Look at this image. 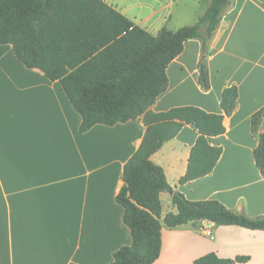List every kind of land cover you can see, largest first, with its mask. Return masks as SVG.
I'll use <instances>...</instances> for the list:
<instances>
[{
    "label": "crops",
    "instance_id": "obj_1",
    "mask_svg": "<svg viewBox=\"0 0 264 264\" xmlns=\"http://www.w3.org/2000/svg\"><path fill=\"white\" fill-rule=\"evenodd\" d=\"M104 1L153 36L163 28L194 25L211 2ZM202 58L201 41L185 43L167 68L166 92L151 110L196 107L225 115L222 94L231 87L238 91L237 106L223 120L225 133L208 137L212 147L223 150L209 175L179 183L199 137L193 125L151 157L172 188L160 194L162 216L177 213L172 203L177 192L190 201L215 200L236 213L264 218V177L254 159L264 119L253 126L264 110V0L230 1L209 42L208 90L199 82ZM81 121L60 82L26 68L11 45L0 44V264H111L120 248L132 245L116 195L146 127L138 119L80 133ZM205 226L212 232L208 239ZM161 236L154 264H194L209 253L264 264L263 231L196 221L163 227Z\"/></svg>",
    "mask_w": 264,
    "mask_h": 264
},
{
    "label": "trees",
    "instance_id": "obj_2",
    "mask_svg": "<svg viewBox=\"0 0 264 264\" xmlns=\"http://www.w3.org/2000/svg\"><path fill=\"white\" fill-rule=\"evenodd\" d=\"M230 1L211 0L194 25L177 31L163 28L153 36L104 0H0V44L11 45L26 68L38 69L49 80L60 82L82 118L80 133L96 125L112 127L138 119L146 127L140 147L123 168V185L116 195L133 243L120 248L111 264H154L161 254L163 227L174 229L207 221L219 227L264 232V218L236 213L215 200L190 201L177 192L172 195L177 213L163 218L160 194L172 188L163 169L151 160L185 125L195 126L199 137L180 184L209 175L222 155L223 150L212 147L208 137L225 133L223 120L237 106L236 87L222 94L225 115L209 114L196 107L155 113L151 107L168 88L169 64L190 40L201 41L199 82L203 89H209V42ZM262 119L264 110L253 118V126ZM254 159L264 177V132L259 136ZM248 261V257L222 259L209 253L194 264Z\"/></svg>",
    "mask_w": 264,
    "mask_h": 264
},
{
    "label": "built area",
    "instance_id": "obj_3",
    "mask_svg": "<svg viewBox=\"0 0 264 264\" xmlns=\"http://www.w3.org/2000/svg\"><path fill=\"white\" fill-rule=\"evenodd\" d=\"M204 235L211 237L212 232H211V228L210 226H205L204 230H203Z\"/></svg>",
    "mask_w": 264,
    "mask_h": 264
},
{
    "label": "rangeland",
    "instance_id": "obj_4",
    "mask_svg": "<svg viewBox=\"0 0 264 264\" xmlns=\"http://www.w3.org/2000/svg\"><path fill=\"white\" fill-rule=\"evenodd\" d=\"M164 203H165V205H166V202H164ZM166 206H167V205H166ZM205 237L207 238L208 236L205 235ZM206 238H204V239H206ZM207 239H208V238H207Z\"/></svg>",
    "mask_w": 264,
    "mask_h": 264
},
{
    "label": "water",
    "instance_id": "obj_5",
    "mask_svg": "<svg viewBox=\"0 0 264 264\" xmlns=\"http://www.w3.org/2000/svg\"><path fill=\"white\" fill-rule=\"evenodd\" d=\"M170 193H172V191H170Z\"/></svg>",
    "mask_w": 264,
    "mask_h": 264
}]
</instances>
